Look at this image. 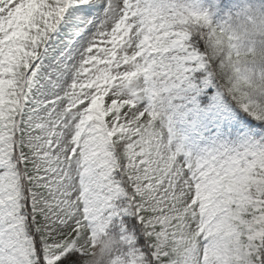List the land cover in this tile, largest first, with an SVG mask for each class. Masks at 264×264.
Returning <instances> with one entry per match:
<instances>
[{
  "label": "snow or ice",
  "instance_id": "snow-or-ice-1",
  "mask_svg": "<svg viewBox=\"0 0 264 264\" xmlns=\"http://www.w3.org/2000/svg\"><path fill=\"white\" fill-rule=\"evenodd\" d=\"M226 24L0 0V264H264V56ZM189 120L217 130L195 153L172 143Z\"/></svg>",
  "mask_w": 264,
  "mask_h": 264
},
{
  "label": "clouds",
  "instance_id": "clouds-1",
  "mask_svg": "<svg viewBox=\"0 0 264 264\" xmlns=\"http://www.w3.org/2000/svg\"><path fill=\"white\" fill-rule=\"evenodd\" d=\"M226 31L234 37L241 53L254 52L256 57L264 56V9H250L226 24ZM243 59H252L251 55Z\"/></svg>",
  "mask_w": 264,
  "mask_h": 264
},
{
  "label": "rangeland",
  "instance_id": "rangeland-1",
  "mask_svg": "<svg viewBox=\"0 0 264 264\" xmlns=\"http://www.w3.org/2000/svg\"><path fill=\"white\" fill-rule=\"evenodd\" d=\"M204 7L206 2L203 0L198 3ZM217 134L214 127L198 125L189 120L186 123L176 121L173 126V145L179 146L185 151L197 152L206 146L207 141Z\"/></svg>",
  "mask_w": 264,
  "mask_h": 264
},
{
  "label": "trees",
  "instance_id": "trees-1",
  "mask_svg": "<svg viewBox=\"0 0 264 264\" xmlns=\"http://www.w3.org/2000/svg\"><path fill=\"white\" fill-rule=\"evenodd\" d=\"M261 9H264V8H261ZM264 43V42H263ZM257 60H259L258 58L251 61L248 65L249 69H250V72L253 74L255 72H258V67H259V64L257 62ZM261 67V66H260ZM264 73V69H263V72ZM260 74V73H259Z\"/></svg>",
  "mask_w": 264,
  "mask_h": 264
}]
</instances>
